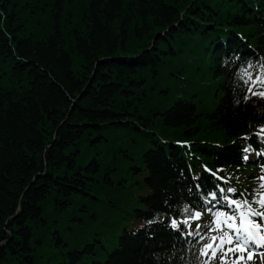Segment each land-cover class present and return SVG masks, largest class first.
Masks as SVG:
<instances>
[{
    "label": "trees",
    "instance_id": "trees-1",
    "mask_svg": "<svg viewBox=\"0 0 264 264\" xmlns=\"http://www.w3.org/2000/svg\"><path fill=\"white\" fill-rule=\"evenodd\" d=\"M225 26L264 50V0H0V264H35L47 226L56 247L75 249L68 259L42 250L36 264H197L161 220L197 203L204 190L191 170L201 161L246 173L242 135L264 126V99L243 100L208 48ZM118 139L119 154L99 159L95 147ZM131 171L144 174L135 202ZM45 205L72 223L61 230ZM131 212L145 223L135 232L118 221ZM94 227L113 232L117 247L99 232L89 244ZM99 248L105 260L85 263Z\"/></svg>",
    "mask_w": 264,
    "mask_h": 264
},
{
    "label": "snow or ice",
    "instance_id": "snow-or-ice-1",
    "mask_svg": "<svg viewBox=\"0 0 264 264\" xmlns=\"http://www.w3.org/2000/svg\"><path fill=\"white\" fill-rule=\"evenodd\" d=\"M225 65L230 63L236 65L235 80L236 87L242 93V99L247 101L252 96L264 99V59L253 63L252 61L240 62L239 57H231L224 61ZM259 89V90H257ZM237 104L241 99L235 101ZM264 131V126H261ZM248 139V137H244ZM261 143H264V136L260 137ZM243 152L247 153L249 148H244ZM264 154V153H258ZM243 159L247 160L245 155ZM195 179V178H194ZM218 179H223L218 177ZM261 183L252 193H239V198L224 195L227 193L236 194L237 189L229 187L226 190L219 188V193L224 200L223 208L227 210H216L212 212L213 220L208 225V231L200 234L199 231H186L183 234L198 236L200 246L199 255L206 257L203 264H213L216 258H219L224 264H237L238 261L245 259L243 253L249 248L253 251L264 248V176L260 177ZM199 188V185H197ZM216 200L217 192L212 191L204 197V204L210 203V200ZM167 203V202H165ZM211 211V209H208ZM176 212L180 214V219L170 218L169 227L180 232L182 226L191 229V222L199 220L202 213L193 208V206L185 204L183 207H177ZM159 221L150 220L149 224L158 223ZM197 230L200 225L197 223ZM241 253L236 260L227 261L225 258L230 253ZM253 252H248L247 259L251 260Z\"/></svg>",
    "mask_w": 264,
    "mask_h": 264
},
{
    "label": "rangeland",
    "instance_id": "rangeland-1",
    "mask_svg": "<svg viewBox=\"0 0 264 264\" xmlns=\"http://www.w3.org/2000/svg\"><path fill=\"white\" fill-rule=\"evenodd\" d=\"M78 67V66H77ZM3 69H7L5 68L4 66H2V68L0 69V74H3ZM165 74V77H162V82H165L166 80H168L169 77H167L166 73L164 72ZM162 74L158 75L157 78H160ZM5 81V79H3ZM4 81H1L2 83H5ZM113 143V144H112ZM121 143V140H116L115 142H109V144L107 143V141H104L103 144L105 146H103L102 144H99L97 145L98 147H95V148H100V155H99V159L101 157L102 158H105V161H107V158L105 157V155L107 154H110L112 157L114 155V153L116 154H119V147L118 145ZM107 148H109L110 150H108ZM94 150V149H93ZM95 153V151H92L91 154ZM100 179H103V175H101L99 177ZM101 185H98L97 189L100 188ZM102 207V204H97L95 205L94 208L96 209H99ZM45 212L48 213L49 212V220H52L53 218H56L58 219V222H56V225H58L60 227V229H65L67 228L69 225V223H72V219L70 218V214H67V212H59V211H56L55 209H53V207L51 205H49L48 207L45 205ZM54 213V215L52 214ZM82 213V212H81ZM89 219H88V215L85 216V219L84 221L87 222ZM125 225H129L128 223H124V226ZM44 234H43V241L41 242V246L39 248V250L36 252V263H37V259H38V255L39 253L42 251V250H45V251H50L52 252V259L53 258H59V259H66L67 258V253H68V247L67 245H60L58 247H56V244H54V242L52 241V230L47 226V228H44ZM101 233V234H104L105 237L107 238V241L104 243L105 246L107 247H110L111 246V243L113 242H117V238L116 236L114 235L113 232L109 233V231L106 229V228H103V227H94L92 229V231L90 232V239L93 237V233ZM94 238H97V236L95 235ZM93 239V238H92ZM91 239V240H92ZM113 243H112V247H113ZM110 245V246H109ZM74 246V244L72 245ZM85 245H81L79 246V249H82ZM99 246V244H98ZM99 251V254L95 255L94 257H86L85 258V263H90L92 262L94 259H98V260H101V261H104L105 260V257L107 256V252L103 249V248H99L98 249ZM49 253V252H48ZM7 259V258H6ZM8 262L11 263V262H15L13 264H23L22 261L23 259H17L15 257H13V261L11 260L10 256L8 258ZM48 258H45L44 260H46ZM68 259V258H67ZM56 260V259H54ZM35 263V264H36Z\"/></svg>",
    "mask_w": 264,
    "mask_h": 264
},
{
    "label": "bare ground",
    "instance_id": "bare-ground-1",
    "mask_svg": "<svg viewBox=\"0 0 264 264\" xmlns=\"http://www.w3.org/2000/svg\"><path fill=\"white\" fill-rule=\"evenodd\" d=\"M227 55H228V57H231L230 51H227ZM174 142H175V143H178V140H175ZM155 146L158 147L159 144H157V145H155Z\"/></svg>",
    "mask_w": 264,
    "mask_h": 264
}]
</instances>
